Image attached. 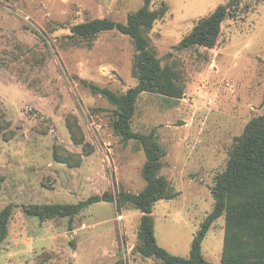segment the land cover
Listing matches in <instances>:
<instances>
[{"label":"rangeland","instance_id":"1","mask_svg":"<svg viewBox=\"0 0 264 264\" xmlns=\"http://www.w3.org/2000/svg\"><path fill=\"white\" fill-rule=\"evenodd\" d=\"M143 5L0 0V211L11 207L0 264H161L136 252L142 214L129 203H96L71 218L24 212L146 189L141 144L115 134V108L88 87L122 95L136 86L133 41L115 31L68 37L95 19L126 24ZM223 5L233 16L214 48L174 49ZM149 9L162 16L142 35L183 95L142 93L130 129L154 135L164 154L158 176L177 194L152 207L156 243L188 259L213 210L215 178L264 116V0H151ZM225 234L223 215L201 242L208 263L220 264Z\"/></svg>","mask_w":264,"mask_h":264},{"label":"trees","instance_id":"2","mask_svg":"<svg viewBox=\"0 0 264 264\" xmlns=\"http://www.w3.org/2000/svg\"><path fill=\"white\" fill-rule=\"evenodd\" d=\"M143 2L141 9L129 15L126 24L95 19L74 25L68 37L90 39L101 32L115 31L133 41L137 50L136 86L122 95L94 84H88V87L115 108V134L125 141L133 140L141 144L147 159L144 169L146 189L137 195L104 194L90 197L75 206L34 207L25 209L24 212L37 218L48 215L71 218L96 203H129L142 214L136 252L143 258L159 260L161 264H210L202 257L201 242L212 223L224 215L226 234L220 264H264V116L246 126L245 136L232 152L226 170L215 178L211 189L214 207L192 241L190 257L183 259L173 256L156 243L152 207L159 201L175 198L177 194L169 192L165 181L158 176L164 154L154 135L133 132L130 121L134 105L142 93L175 99H180L183 94L175 85L171 71L161 66L147 39L142 35L141 29H151L159 16H162V13L150 11L151 0ZM232 16L233 11L229 9V5L219 6L201 19L174 49L183 51L193 47L214 48L222 24ZM10 212V206L0 211V245L6 237Z\"/></svg>","mask_w":264,"mask_h":264}]
</instances>
